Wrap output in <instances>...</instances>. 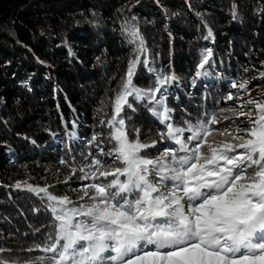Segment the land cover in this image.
I'll return each instance as SVG.
<instances>
[{"label":"trees","instance_id":"16d2710c","mask_svg":"<svg viewBox=\"0 0 264 264\" xmlns=\"http://www.w3.org/2000/svg\"><path fill=\"white\" fill-rule=\"evenodd\" d=\"M132 26L143 37L142 54L126 31ZM134 59L138 89L175 77L161 89L175 124L215 114L214 129L248 127L236 114L255 109L248 99L264 103V0H0V261L50 255L28 251L54 223L48 201L28 185L79 202L80 189L100 182L80 178L93 158L119 166L99 149L114 146L107 122ZM233 81L248 84L232 88ZM128 99L129 136L138 129L141 141H158L143 155L178 147L159 142L164 126L150 111L154 102Z\"/></svg>","mask_w":264,"mask_h":264},{"label":"snow or ice","instance_id":"6c2138e0","mask_svg":"<svg viewBox=\"0 0 264 264\" xmlns=\"http://www.w3.org/2000/svg\"><path fill=\"white\" fill-rule=\"evenodd\" d=\"M126 31L132 43L139 41L137 52L142 54L139 28ZM210 55L198 68H204ZM138 63L130 62L107 122L114 146L107 153L99 149L119 166L93 158L86 166L91 171L80 178L100 182L80 189L79 202L28 185L48 201L54 223L45 242L28 249L50 255L26 264H264V103L248 99L246 104L255 109L236 114L247 118L245 128L214 129L221 122L215 114L180 126L161 93L175 77L160 76L155 87L138 89L133 83ZM247 84L233 81L231 87L246 89ZM129 97L154 102L150 111L164 126L159 142L178 147L165 148L155 158L142 154L158 141H141L138 129L134 138L129 136L122 115L125 106L132 108ZM227 99H233L231 93ZM216 135L224 139L216 140Z\"/></svg>","mask_w":264,"mask_h":264},{"label":"rangeland","instance_id":"374dc122","mask_svg":"<svg viewBox=\"0 0 264 264\" xmlns=\"http://www.w3.org/2000/svg\"><path fill=\"white\" fill-rule=\"evenodd\" d=\"M236 93H239V92H236ZM250 109H252V107L251 106H248V110H250ZM253 110V109H252ZM247 121V118H245V119H242V121H241V125H242V123H244V122H246ZM223 138V137H222Z\"/></svg>","mask_w":264,"mask_h":264}]
</instances>
